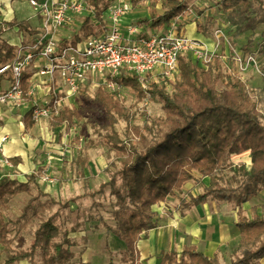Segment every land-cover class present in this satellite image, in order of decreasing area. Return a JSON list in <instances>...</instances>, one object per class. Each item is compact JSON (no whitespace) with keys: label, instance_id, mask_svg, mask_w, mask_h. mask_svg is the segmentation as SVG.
<instances>
[{"label":"trees","instance_id":"1","mask_svg":"<svg viewBox=\"0 0 264 264\" xmlns=\"http://www.w3.org/2000/svg\"><path fill=\"white\" fill-rule=\"evenodd\" d=\"M84 1L89 12L83 17L79 29L71 32V38H63L62 45H75L106 29L104 15L114 0ZM145 3L149 4L148 16L137 19L142 30L138 38H146L152 32L165 33L174 24L181 28L179 19L192 8L184 0L132 1L134 8ZM216 6L231 19L235 17L236 20H232L234 25L243 24L244 31H254L264 24V0H218ZM193 10L203 14L197 6ZM7 26L17 27L32 37L42 33L32 30L25 20H13ZM2 32L0 28V68L12 64L19 52L18 47L2 39ZM262 39L257 54L264 58V32ZM252 44L249 40L243 47L245 55ZM223 57L224 53H217L205 67L189 54H180V72L172 91L150 82L152 76L148 75L151 101L162 104L165 115L157 117L144 112L142 125H128L123 134L116 128L121 120H128L122 96L102 88L91 92L92 84H84L72 107L62 106L49 123L51 128L63 127L66 132L79 122L85 121L95 127L100 125L105 131L108 152L114 153V160L106 169L110 180L96 191L87 189L82 195L57 201L40 189L36 172L28 175L26 182L10 177L0 179V238L4 245L0 258L3 264H70L75 257L73 248L76 246L71 234L80 232L81 227L77 222L68 228L64 213L73 205L79 212L83 199H96L107 189L117 199V208L111 214L115 224L103 221V227L120 245L124 264H139L137 243L145 232L158 226L154 207L169 197L178 200L177 208L182 212L209 202L232 204L238 208L239 219L235 226L240 232V241L231 260L226 263L221 261L219 252L209 257L195 246H186L180 254L163 251L158 264H258L264 258V206L261 212L257 207L252 208L248 217L243 205L264 190V123L258 100L251 93L248 82L232 65L230 57L228 61ZM4 74L13 78L11 71ZM31 76V72L25 71L22 78V89L30 103L33 101V97L28 96ZM114 81L130 89L138 101L146 97L135 73L124 68ZM34 109L31 105L23 115L25 133L37 124ZM99 117L102 123H99ZM247 153L250 166L243 162L230 166L232 156ZM19 161L18 158L11 160L14 165ZM79 161L86 166L82 158ZM226 169H230L236 178L226 179ZM205 179H209L208 185L204 183ZM189 182L202 187L203 192L180 195ZM33 186L37 193L26 203L22 215L15 220L6 219L10 202L20 194L31 195ZM42 199H46L43 209L57 207L47 217L39 216L44 212L37 208ZM34 217L39 220L30 248L19 250L12 247L10 234L16 232L18 235ZM80 219L78 215L77 221ZM109 253L112 256L110 249ZM109 264L114 263L111 261Z\"/></svg>","mask_w":264,"mask_h":264},{"label":"built area","instance_id":"2","mask_svg":"<svg viewBox=\"0 0 264 264\" xmlns=\"http://www.w3.org/2000/svg\"><path fill=\"white\" fill-rule=\"evenodd\" d=\"M42 16L41 35L34 44L22 45L12 64L2 66L0 75L12 72L10 87L0 92V106L14 109H34V119L57 116L62 106L72 107L81 87L91 83L97 88L122 96L125 88L118 85L114 78L122 69H127L139 77L144 91L148 90V75L161 83L174 82L180 72L179 56L187 53L193 59L208 67L216 49H209L202 41L174 32V24L165 33H152L146 38H138L137 25H128L124 30V18L132 11V0H114L104 15L107 26L99 35L90 36L72 45H62L63 38L70 39L71 32L79 29L81 21L89 12L84 0H27ZM218 33V37H221ZM136 36L137 38H133ZM225 61L229 56L223 57ZM235 67L240 74L253 68L261 73L254 55L236 54L233 57ZM35 70L42 78L40 83L32 84L26 101L22 89L25 71ZM32 70V71H33ZM50 85L49 97L43 103L35 99V87ZM36 85V86H35ZM6 138L2 139V142ZM0 165L13 168L9 159L1 158ZM44 181L52 182L46 176Z\"/></svg>","mask_w":264,"mask_h":264},{"label":"rangeland","instance_id":"3","mask_svg":"<svg viewBox=\"0 0 264 264\" xmlns=\"http://www.w3.org/2000/svg\"><path fill=\"white\" fill-rule=\"evenodd\" d=\"M189 1H197L199 8L205 7L207 9L213 8L211 1L212 3L214 2V0ZM27 3L28 5H26L22 12L29 16L35 8H33L29 2ZM148 5V3L141 4L135 9L138 12L140 11L142 14H147ZM142 14H140V16ZM231 18L232 17H229L227 13H223L219 15L218 18H215L214 22H206V28L207 30H211L209 33L210 36H213L218 40L217 46L220 45L221 47L220 42L224 43L226 38L231 39L233 42V49H231V47L229 49L233 54L232 56H236L237 53H245L244 50H242V47L247 45L249 40H252L253 44L250 47L249 53L246 55L251 54L255 56L261 73H258L255 69L251 68L248 70V72H245L241 76H243V78L248 82L251 93H253L258 100L259 109L261 112V120L264 123V58L257 54L258 47L263 41L262 33L264 32V25H259L257 30L254 32L244 31L242 28L243 24L234 25L232 20L235 21L236 19L235 17L233 19ZM217 19H219V22ZM202 25H205V20L202 22ZM220 32H223L224 36L218 37V33ZM237 40L242 44H238ZM217 46L216 51H219L220 48L217 50ZM230 59H232V57ZM253 73L260 77L262 87L253 88L250 86L249 79L251 75L254 77ZM178 76L174 82H168L167 85H164L152 77L150 82L152 81L156 83L160 88L166 87V90L172 91L173 85L177 81ZM96 88L97 87L92 85L91 92ZM121 98L122 103L127 110L126 113L128 116L127 121L121 120L116 126L117 130L122 134L127 129L128 125H142V113L144 112L148 115L157 117L165 115L162 104L156 101H151V95L148 90L146 92V97L142 101H138L137 97L128 88L123 90ZM75 99L77 101L79 98L76 97ZM24 110H27V108L23 109V111ZM42 120L49 121L50 119L43 118L40 121ZM98 120L99 123L103 122L101 117H99ZM47 127L48 130L46 129L45 135L42 132L41 136H36L43 139L46 138V143L51 144L50 149L54 151L48 153L47 166L39 167L36 170L38 173V184L40 189H43L57 201H64L77 195H82L87 189L96 191L100 188L101 184L110 180L106 169L114 160V153L108 152V148L105 145L104 140L105 131L100 127V125L95 127L93 124H88L85 121L79 122L70 132H66L65 128L63 127L53 129L50 127V124H48ZM34 153L35 155L33 157L37 158V152ZM79 157L85 161L86 166H81L80 162L77 161V158ZM241 162L245 163L247 166H250V158L248 153L244 157L240 158L237 156H232L230 159V166L233 167L234 165H237ZM83 167L85 168L83 169ZM81 171L84 175L86 174L88 176V178H86L84 181L80 176ZM224 173L226 179H233V177L234 179L236 178L230 169H226ZM46 176L50 177V179H53V183L44 181L43 178ZM204 183L208 185L209 179H205ZM203 190L204 189L202 187L195 186L194 182H189L183 187L180 195L187 196L188 193L192 195H198L199 193L203 192ZM32 192L33 193L31 195L23 194L14 199L12 202L13 207L7 212L8 218L15 220L17 218L16 216L22 214V210L26 203L37 193L34 186L32 187ZM42 201L43 202H39L37 205L38 210L42 209L44 211L39 216L47 217L57 210V207L43 209L42 205L46 199H42ZM116 203L117 199L112 196L110 194V190L107 189L104 195H100L96 199H83L81 201V210L79 212L77 210V206L73 205L71 210L64 213L68 228L73 227V225L77 222L80 223L81 231L71 234V238L76 241L77 246L73 248V251H75L77 255L81 253V250L85 249V233V236L87 238L89 237L90 239V244L88 247L91 249L94 256H101L108 264L111 261H113L114 264H124L122 262V254H119V252H117L112 257L109 255V249H116V242L112 240L110 241L113 236L107 233L103 227V221L111 225L115 224L111 219V214L112 211L117 208ZM177 205L178 200L176 198L169 197L166 202L155 206L154 211L157 213V222L162 223L164 219L172 217L174 212L179 211L177 210ZM256 206H258L259 212H261V208L264 206V192H262L260 195V199H257ZM209 214H211V216L207 218ZM78 215L81 217L80 221H77ZM196 215H199L201 221L207 222L203 224V228L212 230L214 233H218L221 225H225L227 221L231 224V221L236 218V209L232 205L221 208V206L216 203H210L206 207L200 208V210L196 212ZM38 220V217H34L32 220L26 223L25 227L21 231L22 233L20 232L18 235H16V232H12V234H10L9 239L11 241L12 247L18 249L28 245L31 237L33 236V231L38 224ZM227 253H229V251Z\"/></svg>","mask_w":264,"mask_h":264},{"label":"crops","instance_id":"4","mask_svg":"<svg viewBox=\"0 0 264 264\" xmlns=\"http://www.w3.org/2000/svg\"><path fill=\"white\" fill-rule=\"evenodd\" d=\"M184 1H187L192 8L184 17L179 19L178 26L180 25L181 28L177 30L174 29V32L200 40L211 50L216 49L218 40L215 37L210 36L209 33L211 30H207L206 22H214L215 18H218L219 15L225 13L218 6H216L218 0H214L213 3L211 1L213 8L207 9L205 7H200V9L203 11V14H198L193 10L194 6L198 7L197 1ZM27 2V0H0V28H2L3 30L2 39L8 44L16 46L18 48H20L22 45L36 43L39 35H36L34 37L28 36L24 32H21L17 27H8L7 23L13 20H25L34 31H41L43 25L42 16L41 14H39L37 9H34L29 16L22 12L26 5H28ZM140 14L142 13H140V11L138 12L132 4V11L126 15L123 21L125 33L128 25H137L138 18L148 16V12L147 14H142L141 16ZM204 20L205 25H202V22ZM217 20L219 22V19ZM201 28L204 30L203 32L200 30ZM141 31L142 30L140 29V32ZM138 35L136 36L138 37ZM219 35L224 36V33L221 32V34ZM136 36H134L133 38H137ZM237 43L242 44L239 41ZM220 44L221 47L220 45L217 46V50H219L218 48H220L217 53H224L225 56H229L230 58L232 57V59H230V62L233 66H235V62L233 61L234 56H232L233 54L229 49L230 47L231 49H233V42L231 41V39L226 38V41H224V43L220 42ZM32 70L33 68L30 69L29 72H35V70ZM254 73V77H252L251 75L249 79L250 86H252L253 88L262 87L260 77ZM12 80L13 78L10 77V74L1 75L0 92L7 90L10 87ZM40 81H42V78L32 73L30 83L34 85L36 83H40ZM49 88V84H38L35 87L34 96L38 103H43L46 99H48V97L50 96ZM27 110L21 111L8 106H0V159L5 158L11 161L12 159L18 158L20 160L17 165L13 164L14 168L12 169L0 165V179L10 177L12 179H17L20 182H26L28 175L35 173L39 167L47 166L48 153H50L51 151L54 152L52 149H50L51 144L46 143V138L43 139L40 137H36L41 136L42 132L45 135L46 129L48 128L47 126L48 124H50L48 120H42L40 122L38 121L30 132H24L22 119ZM3 138H6V141L2 142ZM34 152H37V158L33 157L35 155ZM245 155L246 154L237 157L240 158L244 157ZM79 159L80 157L77 158L78 162H80ZM81 166L83 165L81 164ZM84 168L85 167H83V169ZM80 176L83 178V181L88 178V176L86 174L84 175L82 171ZM41 190L44 191L43 189ZM262 192H264V190ZM262 192L258 197L253 198L243 205V209L247 211L248 217L251 216L252 208H258V206H256V202L257 199H260V195L262 194ZM18 196H16L14 199H16ZM14 199L10 202L11 205H9L10 208L8 211H10L13 207L12 202L14 201ZM210 203H216L221 206V208H223L224 206L232 205L226 202H209L196 206L189 211L182 212L179 210L180 212L177 211L179 215L177 212H174L172 217L164 219L162 223L158 222V226L156 228L149 230L142 235L139 242L137 243V262L139 264H158L159 257L163 251H175L180 254L183 248L186 246H195L198 251L204 253L209 257H214L215 254L219 252L221 261L224 263L229 262L231 260L233 251L237 248L240 241V232L235 226L236 222L239 219L238 208L234 206L236 209V218L231 221V224L227 221L225 225H221L218 233H214V231L212 230L203 228V224L207 222L201 221L199 215H196V212L200 210V208L206 207ZM21 215L22 214L16 217L19 218ZM210 216L211 214H209L207 218H209ZM6 219L10 218H8L7 216ZM84 237L87 239V244L85 243L84 245L85 249L81 250V253H79L78 255L74 251L75 257L70 264H108L106 263V260L101 256L97 257L92 254L91 249L88 247V245L90 244V239L89 237L87 238L85 236V233ZM111 240L116 242L114 237L110 239V241ZM32 241L33 236L31 237L27 246L18 249H29ZM115 245L116 249H110L112 252V256L117 252L121 254L120 245H118L117 242L115 243ZM3 250L4 245L1 243L0 238V257L3 256ZM228 251L229 253H227ZM109 255L111 256L110 253ZM0 264H3L1 258ZM21 264H27V262H22ZM258 264H264V258L260 259Z\"/></svg>","mask_w":264,"mask_h":264}]
</instances>
